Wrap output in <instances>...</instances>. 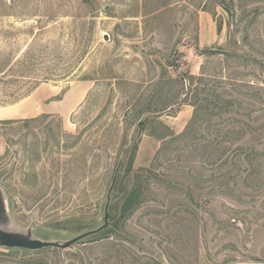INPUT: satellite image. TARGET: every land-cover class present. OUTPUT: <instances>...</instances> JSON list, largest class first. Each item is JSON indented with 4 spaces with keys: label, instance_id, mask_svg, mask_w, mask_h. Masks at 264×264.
<instances>
[{
    "label": "rangeland",
    "instance_id": "1",
    "mask_svg": "<svg viewBox=\"0 0 264 264\" xmlns=\"http://www.w3.org/2000/svg\"><path fill=\"white\" fill-rule=\"evenodd\" d=\"M223 139L228 158L206 161ZM122 161L145 196L120 253L92 235L0 249V264H264V0H0L2 228L60 242L99 228Z\"/></svg>",
    "mask_w": 264,
    "mask_h": 264
},
{
    "label": "trees",
    "instance_id": "2",
    "mask_svg": "<svg viewBox=\"0 0 264 264\" xmlns=\"http://www.w3.org/2000/svg\"><path fill=\"white\" fill-rule=\"evenodd\" d=\"M232 10V9H231ZM231 10H229L231 12ZM196 78L202 82L204 79V76L202 75L201 77H189L188 83H189V89H188V94L187 96H189L191 93L195 94L198 93L199 88L195 89L193 91L192 85L194 83V80H196ZM196 98V97H195ZM193 106L195 107V116L194 119L192 121V123L194 124L196 122V120L198 119V117H200V112L201 109L198 107L197 102L195 101V103H193ZM141 113L140 115H138V125H144L143 119L141 117ZM45 117H47V115H45ZM36 119H29V120H23V121H6L5 123H19L22 122L25 125H29L30 123L34 122ZM190 126L189 128L181 135L174 137V140H183L185 138L188 137V135H190ZM233 133V132H232ZM229 134V133H228ZM235 133H233L232 136ZM225 139L228 138L227 136H224ZM223 137V138H224ZM225 139H223L222 141H218L219 146H216L215 148H212L211 145L206 144L204 147V156L206 158V161L209 162H215V161H219L222 159H227L228 158V152L229 149H227L226 147H223L224 142L227 143L229 141H226ZM131 142V143H130ZM130 142L128 141V148L127 150H125L123 152V154L125 153L126 155H131L129 158L131 159V161L129 162V166H128V173L132 172V162H133V157L134 154L137 151L138 148V143L136 138L130 140ZM127 146V145H126ZM241 152L244 154V159L243 161L246 163V165H251L253 164V160H255V157H253V151L250 152V150L248 149H241ZM124 156V155H123ZM123 161L120 165V168L122 167ZM119 168V169H120ZM143 172H147L149 175H153L154 170H148V171H141L136 173L138 179L137 181H140L142 179V173ZM145 174V173H144ZM144 176V175H143ZM127 184L124 182L123 177L120 175V171L117 174V178H116V182H115V186L113 191H115L116 189L123 187V189L125 190V197H124V201H123V206L121 207L120 211L115 212L114 208H109V212H110V223L109 226L103 230L102 232L96 234L95 236L97 237L95 242H101L104 240H107L108 242H110V244L114 245L115 247H117L118 249L120 247H122L121 245V231L124 228V226L126 225L127 220L142 206V204L144 203V196H145V191L143 190L142 185L140 184V182H137V184H133L130 188V184H127L125 187L124 185ZM113 193V192H112ZM120 246V247H119ZM6 250H15L18 252H23L25 255L28 254H34V255H39V256H43L45 255L47 252L49 251H60L57 249H45L42 251H27V250H18V249H6ZM119 253H120V249H119Z\"/></svg>",
    "mask_w": 264,
    "mask_h": 264
},
{
    "label": "water",
    "instance_id": "3",
    "mask_svg": "<svg viewBox=\"0 0 264 264\" xmlns=\"http://www.w3.org/2000/svg\"><path fill=\"white\" fill-rule=\"evenodd\" d=\"M120 165L116 171L113 182L107 194V201L104 210V223L99 228L89 231L87 233L81 234L74 239L69 241L60 242V241H46L35 238L33 236L32 230H28L27 233H18L4 230L2 225L8 221V212H9V203L4 190L0 187V249H18V250H27V251H42L45 249H71L78 242L83 240L86 237L96 235L103 230H105L110 223V212L109 208L111 205V194L113 192L117 174L119 172Z\"/></svg>",
    "mask_w": 264,
    "mask_h": 264
}]
</instances>
